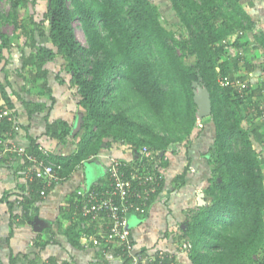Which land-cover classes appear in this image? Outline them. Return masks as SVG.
<instances>
[{"label":"trees","instance_id":"obj_1","mask_svg":"<svg viewBox=\"0 0 264 264\" xmlns=\"http://www.w3.org/2000/svg\"><path fill=\"white\" fill-rule=\"evenodd\" d=\"M36 1L10 0L12 9L5 19L12 22L14 33L9 36L0 32V72L10 68L8 56L13 47H18L16 39L28 37L25 48L30 53L20 50L19 67L14 63L13 68L21 74L25 71L27 83L42 79L52 111L57 97L48 86V66L56 55L64 61L72 82L58 76L55 79L60 84L66 82L67 95L76 97L74 103L83 115L80 133L73 135L79 137L75 153L59 158L64 166L61 175L66 177L91 155L123 142L133 153L130 160L115 158L127 164L120 166L125 178L133 171L154 178L150 184L153 191L147 196L149 184L132 181V187L141 195L129 197L132 206L124 217L128 222L129 217L146 214L149 204L144 203H150L164 190L170 161L175 164L179 157L181 162L191 164L188 148L202 129L197 127L192 86L199 81L208 89L211 101L210 116L202 118L212 125L204 154L208 176L203 188L211 201L198 204L184 233L190 236L189 263L264 264V78L253 88L247 74L238 73L241 58L247 71L252 70L251 62L238 53V48L248 52L252 43L248 34L254 28L240 0H169L185 30L181 38L162 25L159 8L151 0H48L43 20L48 24L49 46L42 42L44 32L34 13L27 10V5ZM75 19L80 21L87 45L77 40L72 26ZM252 36L255 46L264 49V31L258 30ZM230 47L236 49L234 55ZM225 76L231 85L221 84ZM0 92L5 101L0 108L13 107L1 81ZM13 123H19L17 118L14 122L7 117L0 119L2 129H10ZM46 127L58 139L71 136V125L66 120L46 121ZM176 144L179 147L172 149ZM143 147L152 152L153 158L145 155ZM111 165L106 167L107 172ZM188 165L180 164L181 169L171 174L173 190L185 185L187 173L197 171ZM36 185L28 183L30 201L37 198ZM113 200L122 203L118 196ZM75 226H68L66 231L78 247L81 234ZM128 230L132 252L151 254V250L136 248L131 224ZM107 232L98 235L100 244ZM168 232L175 236L166 231L169 239ZM179 237H184L182 232ZM114 243L101 245L103 251L114 246L120 264H133L126 249ZM155 262L139 260L138 264ZM173 263L177 264L175 255L161 264Z\"/></svg>","mask_w":264,"mask_h":264},{"label":"crops","instance_id":"obj_2","mask_svg":"<svg viewBox=\"0 0 264 264\" xmlns=\"http://www.w3.org/2000/svg\"><path fill=\"white\" fill-rule=\"evenodd\" d=\"M240 2L254 22V28L248 34L252 41L248 45V52L241 47L238 48V53L246 55L247 60L251 62L252 70L247 71L245 59L241 58L238 73L247 74L254 88L264 78V49L255 46L252 36L258 30L264 31V0H240ZM22 48L24 49L25 46ZM228 50L232 55L236 53L233 47ZM16 62L14 67L17 68L19 62ZM16 68L10 65L9 69L0 72V81L6 98L13 104V107H8V109L12 110L13 118H17L19 122L18 124L13 123L10 129H2L0 126V133H3L9 142L23 149L21 154L14 150L6 151L0 156V264H120V256L113 252L114 246L112 250L109 249L106 252L101 246L115 244L114 240L104 239L100 241L101 244L98 242V235L104 234L103 232H107L110 228L108 214L105 212L89 218L87 216L90 215L82 213V206L88 202L91 195L101 196V193L105 191L106 196V190L113 181L111 167L116 162L113 160L115 158L122 159V161L130 160L133 153L125 143H117L112 148L102 149L98 154L91 155L89 159L83 161L84 163L76 165L69 175L62 176L64 166L59 158L75 153L79 137L73 138L74 134L72 135L70 131L71 136L62 140L58 139L51 135V131L46 127V121L66 120L72 129L79 116L81 128L83 110L73 102L66 104V98L70 96L67 95L66 82H63V85L56 82L58 84L56 86L50 83L47 77L48 86L52 88L53 95L57 97V106L50 111L49 97L46 94V87L42 86V79L37 78L35 83L29 80L25 83L27 80L25 81ZM41 89L42 92L39 93ZM28 100L32 102L28 103ZM4 103L0 92V104ZM262 105L264 108V102ZM59 110L62 115H59ZM201 120L203 127L199 136L188 148L191 165L196 161L197 149L207 148L208 150L207 145L210 144L212 125L206 119ZM15 125L19 126L18 130L14 129ZM44 149L49 150V159L56 164L55 179L51 183H48L45 178L37 177L36 172L28 171V168L36 169L28 160V155L41 160L44 157L42 154ZM207 150L200 154V160L204 163V154ZM176 159L177 163L170 161L166 168V183L162 193L150 203L145 202L144 205L149 204L147 213L142 216L129 217L128 224H131L133 228L132 233L138 250H151L152 255L162 249L168 250L175 255L178 264H190L188 253L181 251L179 241L171 237V232H168V235L171 234L170 239L165 233L175 229L176 224L180 225L183 219L181 210L190 204L192 195L203 191L208 171L204 167L196 169L194 173H187L185 185L173 190V178H167V173H176L181 169L180 164L184 166L186 163L181 162L179 157ZM111 162L112 165L107 172L106 167ZM126 165L125 162H121L120 166ZM120 166H117V173L125 178L124 173L120 171ZM201 171L206 172L202 180L203 186L200 185L202 184L200 182ZM125 179H130V177ZM35 182L38 184L35 190L37 198L30 201L28 196L30 193L27 191L28 183L34 184ZM41 190H44V195L40 194ZM79 190L82 194L77 193ZM137 192L140 193L139 190ZM102 197L104 196L97 198ZM177 200L181 201L180 205L175 202ZM73 224L81 225L77 226L81 234L78 247L71 243L70 233L66 231V228ZM174 242L176 244L173 247Z\"/></svg>","mask_w":264,"mask_h":264},{"label":"built area","instance_id":"obj_3","mask_svg":"<svg viewBox=\"0 0 264 264\" xmlns=\"http://www.w3.org/2000/svg\"><path fill=\"white\" fill-rule=\"evenodd\" d=\"M220 82L222 85H231L232 82H229L228 77H223L220 79ZM240 84V83H239ZM241 86L244 88V84H241ZM7 117L8 120L15 121L13 118L12 110L8 108L1 109L0 108V119ZM197 126L201 127L202 124L199 119H197ZM15 130L19 129V126L15 125ZM16 151L18 153H22L23 149L20 147H17L12 142H9L7 138H5V135L3 133H0V156L6 152V151ZM143 152L145 155L150 156L153 158L152 152L146 148L143 147ZM43 158L41 160H38L36 157L32 155H28V160L32 162V166L36 169L28 168L29 172H36V176L39 178H45L48 183H51L55 179V165L49 156V150L44 149L42 150ZM164 159H167L165 156ZM115 164L111 167V174L113 177V181L110 184V187L106 190V196L105 191L101 193V196H104L102 198H97L101 196H90V199L87 203H85L82 206V213L84 215H93L96 216L100 212H106L108 216L110 217V228L109 232H107L106 241L115 240L117 242V246L121 247V249H126V254L132 258L133 264H138L139 260L140 262H154L157 261L159 264L162 263L164 259L172 258V255L168 253L166 250L162 249L160 251H156L155 255L152 254H146L144 253L142 256L139 254H134L132 252V247L128 242V222L127 219L124 217V213L126 209L130 205L128 203L129 197H131L134 194H137L140 196L141 194L137 192L132 187V181L137 180L139 184H149L148 185V192L146 193V196L148 193L150 194L153 191V188H151L150 184L154 181V178L151 174L147 175H141L137 172H131L130 173V179H125L123 177H120L117 173V166L121 165V162L119 160H115ZM147 191V190H146ZM77 193L82 194V192L79 190ZM41 195H44V190H41ZM118 196L122 203L116 204L111 197ZM138 210V208L136 209ZM144 210H140V212H143ZM120 239L121 242L118 243V240ZM190 245H182L181 248L183 250H188ZM156 256V258H155ZM175 264V263H173Z\"/></svg>","mask_w":264,"mask_h":264},{"label":"rangeland","instance_id":"obj_4","mask_svg":"<svg viewBox=\"0 0 264 264\" xmlns=\"http://www.w3.org/2000/svg\"><path fill=\"white\" fill-rule=\"evenodd\" d=\"M151 1H152V3H154L159 8L160 21H161L162 25H164L167 29L172 30L175 33L176 38H181L185 34V30L181 26L180 22L177 20L175 13L172 9L170 1L169 0H151ZM47 4H48V0H37L36 4H34V5L29 3L27 5V10L34 13V19L39 22V26H40L41 30H43V32H44L42 42L46 46H49L50 45L49 42H46L47 34H48V24H47V22H45L43 20ZM11 9L12 8H11L10 0H0V32L7 34L9 36L14 33V26H13L12 22L10 20H6L5 17L11 12ZM72 26H73L74 33L76 34L77 40L82 45H87L86 38H85L83 30L80 26V21L78 19H75L72 23ZM28 29H29V27H28ZM231 40H233V39H231ZM29 41H30V39L28 37H25V36H21L19 40L16 39L18 48L13 47L12 50L9 52V56H8L9 57V65L13 66L14 63L15 64L17 63L16 61L19 62V60L17 59V58H19V51L22 50L23 49L22 47L26 46V44H28ZM25 42H26V44H25ZM23 51L26 54L30 53L28 48H24ZM2 65L3 64L0 63V68ZM64 65H65L64 61L60 58V56L56 55L55 60L52 63H50L48 66V68L50 69L49 70L50 72H49L47 77L49 78L50 83L58 86V84H56V82L57 83H59V82L57 79H55L56 76H58V79L59 78H65V79L69 80V82H72L71 81L72 75H70V73L65 71ZM31 68H32V66L30 67V69ZM24 72L25 71H23V73ZM23 73L21 75L22 77H23ZM25 83H27V82H25ZM59 89H57V90H59ZM66 99L67 100L65 102L68 105V104H71L72 102L74 103V100L76 99V97L70 96V98H66ZM59 115H62L60 110H59ZM244 124H246V121L244 122ZM79 133H80V125L77 128V130L75 131L76 135H79ZM255 146L257 148L259 147L258 144H255ZM178 147H179V145L176 144V145H173L171 148H178ZM206 150H207V148H205L204 150H203V148L197 149L196 155H195L196 161L193 162V164H192L195 166L194 167L195 169L206 167V164L200 160L201 159L200 154L202 153V151H206ZM262 154H264V153H262ZM175 157H177V156H174V158ZM185 165H187V163H185L184 166ZM262 169H263V174H264V163L262 164ZM171 173H167V178H171L170 177ZM200 174H201L200 175V182H202L203 176H204V174H206V172L201 171ZM203 184H204V182H202V184H200V185L203 186ZM185 198H186V195H185ZM210 201H211V198L207 194H205L202 190L199 192H196L194 195H192V201L190 202V204L186 207H183V209H182L183 211L181 210V213L183 214V219H182L180 225L176 224V228L171 229V231L175 234V236L173 235V238L178 239V238H180L179 236H180L181 232L183 233L184 237L180 238L178 243H181V245H189L188 240H189L190 236L184 234L187 231L186 228L188 227V223L190 220H192V218L196 214V212L198 210V204H200V205L203 203L209 204ZM175 202H177L180 205L181 201L177 200ZM174 244H176V242L173 243V247H174ZM185 252L186 251L184 250V253Z\"/></svg>","mask_w":264,"mask_h":264},{"label":"water","instance_id":"obj_5","mask_svg":"<svg viewBox=\"0 0 264 264\" xmlns=\"http://www.w3.org/2000/svg\"><path fill=\"white\" fill-rule=\"evenodd\" d=\"M193 86V100L196 104V115L199 118H205L211 114V101L208 89L199 81H194ZM80 125V117L78 116L71 129L73 135Z\"/></svg>","mask_w":264,"mask_h":264},{"label":"clouds","instance_id":"obj_6","mask_svg":"<svg viewBox=\"0 0 264 264\" xmlns=\"http://www.w3.org/2000/svg\"><path fill=\"white\" fill-rule=\"evenodd\" d=\"M197 116V115H196ZM197 119H202V118H199V117H197ZM202 121V120H201ZM200 121V122H201ZM202 124V123H201ZM197 127H199V126H197ZM201 127H203V124H202V126ZM169 158V157H168ZM187 165H188V163H187ZM189 166V168L192 170V171H194L195 170V168L191 165V164H189L188 165ZM180 246H182V245H180ZM189 250V249H188ZM167 252H168V250H166ZM181 251H183L184 252V250L181 248ZM183 252H181V254H183ZM168 253H170L172 256L174 255L172 252H168ZM186 253H187V250H186ZM178 264V263H177Z\"/></svg>","mask_w":264,"mask_h":264}]
</instances>
